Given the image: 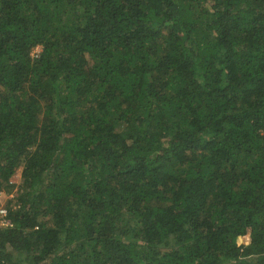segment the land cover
I'll return each mask as SVG.
<instances>
[{
    "label": "trees",
    "instance_id": "16d2710c",
    "mask_svg": "<svg viewBox=\"0 0 264 264\" xmlns=\"http://www.w3.org/2000/svg\"><path fill=\"white\" fill-rule=\"evenodd\" d=\"M4 191L0 264H264V0H0Z\"/></svg>",
    "mask_w": 264,
    "mask_h": 264
},
{
    "label": "built area",
    "instance_id": "2783aa9c",
    "mask_svg": "<svg viewBox=\"0 0 264 264\" xmlns=\"http://www.w3.org/2000/svg\"><path fill=\"white\" fill-rule=\"evenodd\" d=\"M6 193L1 192L0 195ZM10 197H7V203L0 200V232L4 229L11 228L13 226V220L10 215V206L8 204L9 200L14 198V192L9 193Z\"/></svg>",
    "mask_w": 264,
    "mask_h": 264
},
{
    "label": "rangeland",
    "instance_id": "374dc122",
    "mask_svg": "<svg viewBox=\"0 0 264 264\" xmlns=\"http://www.w3.org/2000/svg\"><path fill=\"white\" fill-rule=\"evenodd\" d=\"M40 49H41V48H39V47L36 48V49L33 51V53H34V52H38V51H40ZM21 171H22V169H19V170L16 172V174L13 176V178H12V182H13V183L19 184V183L21 182ZM7 197H10L9 192H6V193L0 195V200H1L2 202L7 203V200H8Z\"/></svg>",
    "mask_w": 264,
    "mask_h": 264
}]
</instances>
